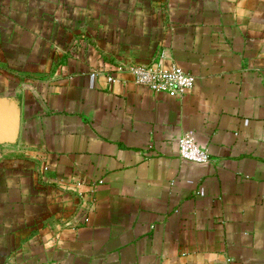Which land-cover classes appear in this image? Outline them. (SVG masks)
Returning <instances> with one entry per match:
<instances>
[{"label":"crops","instance_id":"crops-1","mask_svg":"<svg viewBox=\"0 0 264 264\" xmlns=\"http://www.w3.org/2000/svg\"><path fill=\"white\" fill-rule=\"evenodd\" d=\"M0 98V264H264V0H0Z\"/></svg>","mask_w":264,"mask_h":264},{"label":"built area","instance_id":"built-area-1","mask_svg":"<svg viewBox=\"0 0 264 264\" xmlns=\"http://www.w3.org/2000/svg\"><path fill=\"white\" fill-rule=\"evenodd\" d=\"M135 83L156 93H168L182 96L196 85V78L180 67L136 66L133 68ZM113 81V79H110ZM179 152L182 160L196 164L210 162L208 150L201 149L192 133H186L179 139Z\"/></svg>","mask_w":264,"mask_h":264},{"label":"water","instance_id":"water-1","mask_svg":"<svg viewBox=\"0 0 264 264\" xmlns=\"http://www.w3.org/2000/svg\"><path fill=\"white\" fill-rule=\"evenodd\" d=\"M21 107L13 98H0V146H15L19 140Z\"/></svg>","mask_w":264,"mask_h":264}]
</instances>
